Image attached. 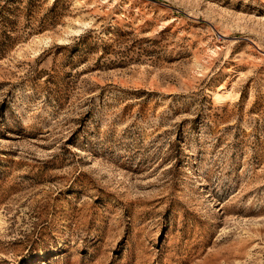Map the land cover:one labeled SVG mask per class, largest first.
I'll use <instances>...</instances> for the list:
<instances>
[{"label":"rangeland","instance_id":"rangeland-1","mask_svg":"<svg viewBox=\"0 0 264 264\" xmlns=\"http://www.w3.org/2000/svg\"><path fill=\"white\" fill-rule=\"evenodd\" d=\"M0 264H264V0H0Z\"/></svg>","mask_w":264,"mask_h":264}]
</instances>
